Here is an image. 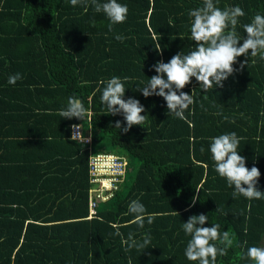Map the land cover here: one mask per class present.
Segmentation results:
<instances>
[{
	"label": "trees",
	"instance_id": "1",
	"mask_svg": "<svg viewBox=\"0 0 264 264\" xmlns=\"http://www.w3.org/2000/svg\"><path fill=\"white\" fill-rule=\"evenodd\" d=\"M118 2L127 5V18L109 31L110 21L90 0L87 10L70 0H0V264H199L184 254L191 237L182 224L201 213L208 216L205 227L219 224L233 240L216 264H254L246 253L264 248V199L234 198L215 171L209 145L212 137L235 132L238 152L249 169L259 168L257 188L264 191V59L249 55L242 71L207 93L193 78L183 89L191 94L195 88L186 119L168 115L162 97L145 98L136 90L156 74L151 66L157 60L195 47L188 12L203 0ZM214 3L243 9L236 26L241 39L243 25L264 15V0ZM244 59L238 57L234 67ZM16 73L22 78L9 84ZM112 76L124 82L125 99L136 98L145 108L143 126L127 133L114 127L123 117L104 114L101 103ZM69 97L83 102L82 121L58 115ZM73 124H82L86 135L91 128V144L71 139ZM95 144L105 150L95 151ZM98 152L126 157L127 169L135 161L138 166L127 193H121L126 176L89 218V161ZM196 187L200 198L189 207ZM132 200L155 214L151 224L133 223ZM147 236L151 244L144 252L125 250ZM210 243L223 247L219 240Z\"/></svg>",
	"mask_w": 264,
	"mask_h": 264
},
{
	"label": "clouds",
	"instance_id": "2",
	"mask_svg": "<svg viewBox=\"0 0 264 264\" xmlns=\"http://www.w3.org/2000/svg\"><path fill=\"white\" fill-rule=\"evenodd\" d=\"M70 3L72 6L83 3L87 10L89 0H70ZM90 4L95 12H103L106 15L110 21L109 31L112 30V25L123 23L127 18V5L119 3L118 0H107L104 3L90 0ZM188 15L192 18L190 38L195 47L187 54L176 53L167 62L157 60L151 66L156 74L149 77L147 84L136 90L145 98L153 95L162 97L166 102L167 114H172L181 120L186 119L184 113L194 103L195 88L192 89L191 94L183 91L192 83L193 78L203 93H207L213 89V86L223 87V82L229 76L242 71L248 65L249 55L251 57L259 55L260 59H264V15L257 13L250 23L243 25L246 34L243 39L236 32L239 18L245 15L239 6L221 9L216 6L214 0H203V5L189 10ZM116 39L123 40L124 37L117 35ZM155 48L158 54H162L159 42ZM241 56L245 59L239 62V68H235L237 58ZM21 78L20 73H16L9 76L8 83L15 85ZM124 80H128V77H124ZM125 92L126 88L121 78L112 76L107 80L100 97L101 103L107 109L104 114L123 117V122L121 120L114 122V127L123 133H127L134 125L143 126L146 119L145 115H142L145 112L144 105L133 97L125 99ZM58 115L63 119L77 118L82 121L86 109L82 101L69 97L67 106L60 109ZM71 129L73 141L85 138L80 130V124L71 125ZM87 140H90V137H87ZM239 144L240 138L235 132L211 138L209 151L215 163V171L226 179L229 187L234 189V198L242 195L248 200L264 199V191L257 188L261 172L255 165L250 169L246 166V158L238 152ZM196 192L189 207L194 206L200 198L198 187ZM128 213L133 214V223L140 228L144 226L145 219L149 224L155 219V214L147 213L145 206L139 200H132L129 203ZM207 220L208 216L201 213L190 215L187 221H184L183 231L191 237L184 254L189 261L216 264L217 255H227V249L232 246L233 240L228 231L223 233L219 231V224L213 223L211 227H205ZM111 226L117 229L116 235H121L117 225ZM218 240L223 247L218 248L216 244L210 243ZM150 244L151 237L147 236L142 242L133 241L125 250L128 251L134 246L144 252ZM243 258L244 255L241 256V259ZM246 258L254 264H264V248L249 247Z\"/></svg>",
	"mask_w": 264,
	"mask_h": 264
},
{
	"label": "built area",
	"instance_id": "3",
	"mask_svg": "<svg viewBox=\"0 0 264 264\" xmlns=\"http://www.w3.org/2000/svg\"><path fill=\"white\" fill-rule=\"evenodd\" d=\"M80 128L85 138L78 139V141L89 143L90 140L86 141V139L90 136L84 134L82 124H80ZM127 168L128 159L115 153L98 152L90 155L89 177L91 186L89 188V218L97 215L100 203H105L115 196L121 184L126 180Z\"/></svg>",
	"mask_w": 264,
	"mask_h": 264
},
{
	"label": "rangeland",
	"instance_id": "4",
	"mask_svg": "<svg viewBox=\"0 0 264 264\" xmlns=\"http://www.w3.org/2000/svg\"><path fill=\"white\" fill-rule=\"evenodd\" d=\"M104 151L105 148L102 144H95V151ZM137 166H138V161L134 162L133 168L128 169L127 177L128 180L125 184H123V191L121 193L125 194L128 191L129 185L131 184L136 172H137Z\"/></svg>",
	"mask_w": 264,
	"mask_h": 264
},
{
	"label": "crops",
	"instance_id": "5",
	"mask_svg": "<svg viewBox=\"0 0 264 264\" xmlns=\"http://www.w3.org/2000/svg\"><path fill=\"white\" fill-rule=\"evenodd\" d=\"M88 135H89V136H90V138H91V139H90V142L88 143V145H89V144H91V143H92V133H91V128L89 129V133H88Z\"/></svg>",
	"mask_w": 264,
	"mask_h": 264
}]
</instances>
